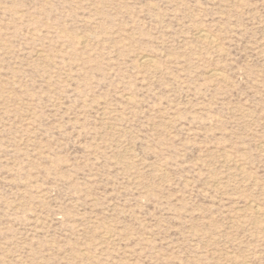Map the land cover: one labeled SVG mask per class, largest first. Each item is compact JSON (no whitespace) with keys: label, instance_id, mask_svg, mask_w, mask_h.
Masks as SVG:
<instances>
[{"label":"rangeland","instance_id":"obj_1","mask_svg":"<svg viewBox=\"0 0 264 264\" xmlns=\"http://www.w3.org/2000/svg\"><path fill=\"white\" fill-rule=\"evenodd\" d=\"M0 264H264V0H0Z\"/></svg>","mask_w":264,"mask_h":264},{"label":"bare ground","instance_id":"obj_2","mask_svg":"<svg viewBox=\"0 0 264 264\" xmlns=\"http://www.w3.org/2000/svg\"><path fill=\"white\" fill-rule=\"evenodd\" d=\"M200 35H201L203 38H205V39L208 38V36L205 35L204 33H203V34L201 33ZM209 38H210V37H209ZM210 40H211V39H209V41H210ZM211 41H212V40H211ZM144 61H145V60H144ZM146 62H147V61H146ZM149 63H150V61H149ZM144 64H145V63H144ZM144 64H143V65H144Z\"/></svg>","mask_w":264,"mask_h":264}]
</instances>
